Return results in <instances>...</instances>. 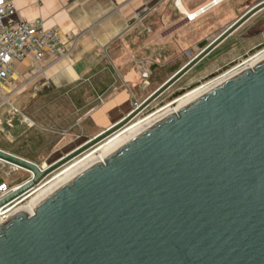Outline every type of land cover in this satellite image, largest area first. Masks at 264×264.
Listing matches in <instances>:
<instances>
[{"label": "water", "instance_id": "95a60500", "mask_svg": "<svg viewBox=\"0 0 264 264\" xmlns=\"http://www.w3.org/2000/svg\"><path fill=\"white\" fill-rule=\"evenodd\" d=\"M127 116L40 170L0 207L127 125L251 16ZM135 101V100H134ZM0 221V264H264V59L155 120Z\"/></svg>", "mask_w": 264, "mask_h": 264}, {"label": "crops", "instance_id": "0c3cea01", "mask_svg": "<svg viewBox=\"0 0 264 264\" xmlns=\"http://www.w3.org/2000/svg\"><path fill=\"white\" fill-rule=\"evenodd\" d=\"M210 1L14 0L16 11L7 24L40 20L44 27L58 28L72 38L65 43L67 56L54 64L47 54V70L38 76L30 59L20 63L14 75L18 90L11 99L41 92L51 103L68 98L78 110L84 102H95L78 119L84 124V134L78 137H93L127 116L134 100L152 93L147 87L136 88L144 77L141 71L165 67L168 79L262 0H218L193 21L185 18V13ZM165 81L153 77L144 82L156 89ZM74 143L71 146L79 145Z\"/></svg>", "mask_w": 264, "mask_h": 264}, {"label": "rangeland", "instance_id": "374dc122", "mask_svg": "<svg viewBox=\"0 0 264 264\" xmlns=\"http://www.w3.org/2000/svg\"><path fill=\"white\" fill-rule=\"evenodd\" d=\"M262 50H264V9L251 16L222 40L170 88L137 113L127 125L168 106L194 88L218 78L223 73L229 72V70L231 71L238 64ZM145 71L148 77L144 81L152 80L153 77L160 81L161 79L167 80L170 74L165 67L155 69L154 65ZM141 73L144 72L141 71ZM143 78L140 76L136 81L138 83L137 89L147 87L148 93L157 89H155V85L145 84ZM41 94V92L36 96H30L28 93L21 94L17 100L11 99L10 102L0 106V149L14 155L24 156L23 158L40 166H49L102 131L88 139L78 137L84 134V131H82L84 124L80 123L79 125L78 119L82 112L95 102H84V107L78 110L74 101H70L68 98L58 99L57 97V100L51 103L45 101ZM142 101L137 102L140 104ZM134 107L133 101L131 108ZM103 141L92 146L80 156L92 151ZM56 142L58 143L56 144ZM73 143L79 145L71 146ZM73 160L58 168L42 184L60 173ZM28 178L29 172L22 169L16 170L14 167L0 161V182H5L12 187L23 183ZM30 195H26L19 206L27 204Z\"/></svg>", "mask_w": 264, "mask_h": 264}, {"label": "built area", "instance_id": "2783aa9c", "mask_svg": "<svg viewBox=\"0 0 264 264\" xmlns=\"http://www.w3.org/2000/svg\"><path fill=\"white\" fill-rule=\"evenodd\" d=\"M217 2L218 0H211L207 5L200 7L196 11L185 13V18L188 21H193L198 15L204 13L210 6ZM15 11L16 7L14 0H0V105L10 102L11 98L18 90L14 87V82L16 80L14 75L17 74V68L20 63L25 59H30L37 70L36 75L38 76L47 70V67L44 65L47 54L53 57L54 64L67 56L65 43L72 38L71 35L63 33L58 28L44 27L40 20L33 22L15 21L11 24H7V20L15 14ZM245 61L238 64L236 67L243 65ZM143 76L147 77L148 74L144 72ZM145 82L148 83V81ZM6 89H9V92H7ZM139 105L137 101H134L135 107L132 110L136 109ZM37 166L40 170L48 167L38 164ZM15 169H22L25 172H29V178L27 180L33 177V173L26 171V169L20 167H15ZM55 171L44 177L34 188L0 207V220L4 216L15 212L26 195H30V193L33 191L35 192L38 187L47 183L49 180L42 184L43 181ZM19 185L10 187L7 183L0 182V200L15 191Z\"/></svg>", "mask_w": 264, "mask_h": 264}, {"label": "bare ground", "instance_id": "6f19581e", "mask_svg": "<svg viewBox=\"0 0 264 264\" xmlns=\"http://www.w3.org/2000/svg\"><path fill=\"white\" fill-rule=\"evenodd\" d=\"M264 59V50L260 51L259 53L255 54L254 56L250 57L245 61V63L241 66L236 67L233 70H229V72H226L223 75H220L218 78L213 79L209 82H207L204 85H201L197 88H194L190 92L186 93L185 95L179 97L174 102L169 104L168 106L162 108L158 112H155L151 115L146 116L145 118L139 119L136 122H133L126 127L122 128L121 130L117 131L110 137H108L106 140H104L101 144L97 145L95 149H93L90 152L85 153L84 155L75 158L71 163L66 165L60 173L56 174L53 178H51L47 183H45L43 186L38 187L35 192H33L29 196V201L25 205L19 206L15 211L18 209L29 206L31 210L33 211V203L39 199L41 196L52 190L57 184H59L64 179L68 178L78 170H80L82 167L87 165L89 162L93 161L96 158H102V160L105 158L104 156L113 148L118 146L119 144L123 143L130 137L134 136L136 133H138L140 130L154 122L155 120L159 119L163 115L169 113L170 111L174 110L175 112L188 103L189 101L193 100L197 96L201 95L205 91L209 90L213 86L217 85L218 83L222 82L223 80L227 79L228 77L232 76L233 74L237 73L238 71L242 70L243 68L249 66L252 67L254 64H256L258 61H261ZM172 105H175L174 107H171ZM1 162H4L12 167H20L19 165H16L10 161H7L5 159L0 158ZM26 169V168H23ZM26 171H29L26 169ZM9 216V215H7ZM7 216H4L2 219L6 218ZM0 220V221H1Z\"/></svg>", "mask_w": 264, "mask_h": 264}, {"label": "trees", "instance_id": "16d2710c", "mask_svg": "<svg viewBox=\"0 0 264 264\" xmlns=\"http://www.w3.org/2000/svg\"><path fill=\"white\" fill-rule=\"evenodd\" d=\"M205 45H206V43H202V46H203V47H204ZM177 94H179V93H177ZM177 94H175V95H177ZM20 182H21V181H20ZM20 182H19V183H20Z\"/></svg>", "mask_w": 264, "mask_h": 264}, {"label": "flooded vegetation", "instance_id": "af4514ba", "mask_svg": "<svg viewBox=\"0 0 264 264\" xmlns=\"http://www.w3.org/2000/svg\"><path fill=\"white\" fill-rule=\"evenodd\" d=\"M264 9V8H263ZM263 9H261L260 11H262ZM260 11H258L257 13H259ZM257 13H255L254 15H256Z\"/></svg>", "mask_w": 264, "mask_h": 264}]
</instances>
